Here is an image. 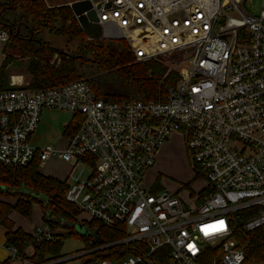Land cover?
Returning a JSON list of instances; mask_svg holds the SVG:
<instances>
[{"label":"built area","instance_id":"2783aa9c","mask_svg":"<svg viewBox=\"0 0 264 264\" xmlns=\"http://www.w3.org/2000/svg\"><path fill=\"white\" fill-rule=\"evenodd\" d=\"M86 1L98 16L100 40L126 41L136 63L171 61L179 78L164 103L105 101L84 80L30 89L14 76L7 88L0 86V164L27 167L37 154L41 164L58 157L72 168L67 201L92 221L121 225L126 233L121 241L66 259L32 262L15 247L7 248L8 259L59 264L117 247L122 261L89 264H153L167 248L169 264H199L206 247H218L215 264H245L234 237L236 214L255 210L246 230L264 228V0L257 16L243 9L247 0ZM8 41L0 30V43ZM45 110L83 117L63 150L30 143ZM174 135L206 184L195 197L188 194L200 200L197 207L145 183ZM86 166L91 173L82 178ZM79 167L81 175L74 177ZM32 237L36 247L53 241L55 232L41 225Z\"/></svg>","mask_w":264,"mask_h":264},{"label":"trees","instance_id":"16d2710c","mask_svg":"<svg viewBox=\"0 0 264 264\" xmlns=\"http://www.w3.org/2000/svg\"><path fill=\"white\" fill-rule=\"evenodd\" d=\"M58 4L52 5L47 0H0V30L9 34L4 48L6 57L0 67L1 88L8 87L4 82L7 67L14 62L19 64V57L28 60L26 69L31 77L30 89H49L84 80L105 101H167L166 90L177 83L178 72L168 73L169 67L162 60L136 63L126 41L90 40L69 4ZM55 57L58 60L55 61ZM82 121L81 115H74L72 123L65 127V137L73 135ZM191 164L196 169L194 163ZM40 165L38 154L27 167L0 164V226L7 230V248L15 247L21 257L40 263L63 258L64 244L70 238L86 242L90 249L125 238L123 226L107 227L97 221L90 223L89 228L92 232L97 231L98 236H81L76 230L81 213L66 199L70 185L67 181L43 175ZM202 179L203 176L196 173L193 181ZM2 198L15 199L16 203L1 201ZM34 205L41 207L44 225L56 232L53 241L32 247L33 254L29 256L26 250L33 237L21 229L14 230L9 214L14 211L31 219ZM254 211L236 214L239 221L234 237L245 252V264H264V228L248 232L245 226ZM221 254L218 247H206L198 262L215 264ZM124 257L125 254L113 247L93 253L90 259L92 263L103 260L119 262ZM169 262L167 248L154 255L153 264ZM1 264L14 263L7 259Z\"/></svg>","mask_w":264,"mask_h":264},{"label":"rangeland","instance_id":"374dc122","mask_svg":"<svg viewBox=\"0 0 264 264\" xmlns=\"http://www.w3.org/2000/svg\"><path fill=\"white\" fill-rule=\"evenodd\" d=\"M52 5L59 4H65V3H72L75 0H47ZM58 4V5H59ZM262 0H247L246 4L243 6V9L245 12L251 16H257L261 9ZM6 46V43H0V67L2 66L4 59L6 57V54L4 52V48ZM19 60V64L14 62L11 65L7 67L6 75L4 77V82L7 86H9V83L11 81V78L14 76H19L24 78L25 84L30 83V75L26 69L28 66V60L27 59H21L17 58ZM161 61V60H160ZM168 67V73L172 71H176L179 74V68L176 67L171 61L162 60ZM74 119V114L66 111H60V110H45L42 115V124L39 125L40 129L36 134V137L44 140L43 147L46 148L48 146L53 147L54 149H58L59 146L63 145L66 141L65 137V127L72 123ZM176 143L181 150H185L184 142L179 138L176 139ZM183 148V149H182ZM186 153V151H185ZM187 156V155H186ZM170 169L169 173H167L166 178H162V181L160 185L164 187L163 189L165 191H168L170 193H177L181 197H184L187 193H190V190H188L187 185L190 184V182L193 179L194 171L190 168V166L187 165V163L184 162H172L170 163ZM55 169L59 170L62 173L67 174V172H71L72 168H68L63 162H56L54 164ZM82 168L79 167L74 172V177H79L81 175ZM91 173V167L86 166L85 167V174L82 178H86ZM70 177V176H69ZM146 186L150 189L155 187L157 183H159L157 180H153V177H151L150 171L147 170V172L144 175ZM73 178L70 177L69 182H72ZM191 189H198L199 184L198 183H192L190 184ZM5 199V198H2ZM12 199V198H11ZM56 232V231H55ZM79 232V229H78ZM84 246V241L77 239V238H70L66 240L62 255L64 256L62 259H66L70 256H77L81 253L78 252L82 250V247ZM84 262V261H83ZM82 258H74L67 262L61 263V264H82Z\"/></svg>","mask_w":264,"mask_h":264},{"label":"crops","instance_id":"0c3cea01","mask_svg":"<svg viewBox=\"0 0 264 264\" xmlns=\"http://www.w3.org/2000/svg\"><path fill=\"white\" fill-rule=\"evenodd\" d=\"M41 124H42V119H41L40 125ZM39 129H40V126L38 130L36 131V133L32 135V137L30 138V143L36 149H44L43 144L45 141L36 137V134L39 131ZM179 138L180 136L174 135L169 141H167L163 145V147L159 151L155 166L149 170L151 177H153V180H157L159 182L155 185L159 189L164 188L162 187V185H160V183L162 181V178H166V176L164 175L169 173V169L171 165L170 163L184 162V163H187V165L190 166L191 169H193L190 165L188 156H186L187 155V152L185 153L186 148L185 150H181L179 149L176 143V139H179ZM67 142H68V137H66V141L64 142V144L59 146L58 149L60 150L65 149L67 146ZM48 147H51V146H48ZM58 161L63 162V164L68 166L69 169L71 168V166L68 163L62 161L58 157H52L45 164L40 165V168H39L40 172L45 176L53 177L63 182L67 181V183L70 186L73 185L74 180L72 182H69V179H70L69 176L71 172L70 173L67 172V174H65L55 169L54 164ZM194 178H195V174H193V179L190 182V184L198 183L199 188L198 189H191V187L188 188V190H190V194L193 195V197H195L194 195L198 194L200 191H202L206 187L204 180L193 181ZM182 200L187 208L197 207L200 204L199 199L192 198L191 196L188 195V193L183 197ZM1 201H6L7 203H10V204L16 203L15 199H1ZM9 219L14 226V230L21 229L23 232H25L28 235H32L35 232L37 227L44 225L43 212L39 205L33 206V215L31 219H26L22 215L14 211L9 214ZM92 222L93 221L91 220L90 217H88L87 215L81 214L79 218L77 219V225H76L77 232L79 229L78 233H82V234L86 233V236L92 235L93 232L89 228V225ZM78 225L79 227L77 228ZM6 234H7V230L4 227L0 226V264L5 262L9 257V253L6 247ZM89 250L91 249L88 247V244L84 242V246L82 247V250L78 252L82 254V253H86ZM26 253L29 256H31L33 254V248L30 246L26 250ZM86 260H90V257L89 256L82 257V262ZM15 264H20V263H15Z\"/></svg>","mask_w":264,"mask_h":264},{"label":"water","instance_id":"95a60500","mask_svg":"<svg viewBox=\"0 0 264 264\" xmlns=\"http://www.w3.org/2000/svg\"><path fill=\"white\" fill-rule=\"evenodd\" d=\"M77 17L81 28L90 40H99L102 37L101 27L97 24L98 16L94 10H92L91 3L86 0H78L69 5ZM79 225L77 226V228ZM81 236H85L86 233H79ZM93 236H98V232L94 231ZM90 260L84 261L82 264H89Z\"/></svg>","mask_w":264,"mask_h":264},{"label":"bare ground","instance_id":"6f19581e","mask_svg":"<svg viewBox=\"0 0 264 264\" xmlns=\"http://www.w3.org/2000/svg\"><path fill=\"white\" fill-rule=\"evenodd\" d=\"M17 78H15V80H16Z\"/></svg>","mask_w":264,"mask_h":264}]
</instances>
